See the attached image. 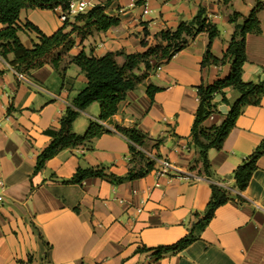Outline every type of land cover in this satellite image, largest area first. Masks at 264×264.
Here are the masks:
<instances>
[{
	"label": "crops",
	"instance_id": "0c3cea01",
	"mask_svg": "<svg viewBox=\"0 0 264 264\" xmlns=\"http://www.w3.org/2000/svg\"><path fill=\"white\" fill-rule=\"evenodd\" d=\"M87 1L92 3L88 9L105 6L106 13L119 17L120 23L86 37L73 34L75 45L57 68L45 63L19 79L16 69L0 56V181L4 183L0 264H264V154L241 194L243 201L233 198L220 206L199 238L183 250L161 257L154 254L153 248L176 243L188 233L194 213L204 212L212 194L210 181L189 170L198 157L190 136L199 105L197 86L227 76L231 62L202 66L209 42L206 32L159 65V70L158 60L151 58L157 67L127 93L110 121L103 122L111 132L95 138L91 149H64L34 174L37 156L51 141L44 131L60 127L67 107L87 85L81 68L70 62L75 55L82 50L96 57L119 53L116 61L123 65L126 54L155 46L161 31L175 30L203 8L219 30L211 52L221 58L235 29L231 15L247 16L259 4L260 30L246 37L242 70L244 82L257 83L264 80V0ZM59 15L58 8L23 9L20 21H30L52 35L66 23ZM19 38L28 48L38 41L37 34L27 29ZM138 71L140 75L146 70L141 66ZM151 83L161 88L153 98L147 93ZM239 95L233 87L217 93L216 111L204 126L221 124ZM95 103L79 110L74 133L82 135L91 120L100 121ZM116 126L136 127L147 135L142 159L133 158L130 141ZM263 137L264 94L260 104L244 108L222 148L209 151L213 170L219 177H229ZM149 154L169 160L183 173L157 175L155 162L143 176L119 183L101 177L87 178L82 184L64 183L79 167L87 166H106L108 172L126 176L131 169L145 167Z\"/></svg>",
	"mask_w": 264,
	"mask_h": 264
},
{
	"label": "trees",
	"instance_id": "16d2710c",
	"mask_svg": "<svg viewBox=\"0 0 264 264\" xmlns=\"http://www.w3.org/2000/svg\"><path fill=\"white\" fill-rule=\"evenodd\" d=\"M58 7L67 8V0H0V56L17 71L31 75V70L43 66L45 63L59 66L62 54L68 52L75 45L73 34L83 36L93 30L106 31L120 23L119 17L106 13V7L97 5L84 13L75 16L73 24L66 22L62 28L52 35L43 33L30 21L22 23L20 13L23 9H48ZM259 4L244 16L234 12L230 21L235 25L234 32L227 49L221 58L215 57L212 52V43L219 35V30L213 24L205 10L200 8L197 15L190 21L181 22L175 30H163L158 35L159 42L149 47L144 52L126 54V61L120 65L116 61L119 53H107L96 57L81 51L71 59L85 74L87 85L76 95L60 120L59 128H48L44 132L51 137L49 145L37 156L34 174L40 172L47 161L56 156L60 151L68 148L86 147L91 149L92 141L111 130L101 122H108L118 111L120 102L126 99L127 93L136 89L145 80L152 68L168 62L172 57L196 38L200 33L208 34L209 42L202 60V66L214 64L222 65L231 62L230 71L224 78H219L213 83H201L197 86L199 99L198 109L195 113L191 129V144L198 150V157L192 163L189 170L197 171L199 176H204L210 181L211 198L203 213H194V222L188 233L176 243L160 245L153 248L156 257L167 253H177L199 238V233L209 224L215 211L233 198L243 201L242 192L247 188L252 174L257 169L258 159L264 154V137L260 144L250 153L229 177H219L213 170L208 153L211 149H221L224 141L235 127L237 118L242 114L247 105H258L264 94V80L257 83L244 82L242 80L243 66L246 57V37L249 33H257L260 30V22L257 18ZM71 26L68 31L67 28ZM30 30L37 34L38 41L32 47H25L19 33ZM62 49V52H58ZM10 55L12 58H10ZM151 58L158 60L157 66H152ZM143 66L145 72L138 75L136 70ZM65 70V69H62ZM233 87L238 90L239 97L231 105L226 118L219 125L204 126V121L216 111L214 96L222 93L224 89ZM161 88L152 83L147 87V93L151 98ZM97 102L100 105L99 122L91 120L87 131L80 135L72 131V124L79 114V110L85 109L90 104ZM120 132L130 141V151L133 158H143V148L147 135L136 127L125 128L116 126ZM161 141H159L160 143ZM133 159V160H134ZM155 161L147 160L145 167L137 172L130 170L126 176H117L108 172L106 166L79 167L76 173L68 180L67 184H82L90 177L108 178L115 183L126 179H135L143 176L154 168ZM233 180V183L231 181ZM34 187V185H32ZM236 190L234 192L233 190ZM142 250H152L144 247Z\"/></svg>",
	"mask_w": 264,
	"mask_h": 264
},
{
	"label": "built area",
	"instance_id": "2783aa9c",
	"mask_svg": "<svg viewBox=\"0 0 264 264\" xmlns=\"http://www.w3.org/2000/svg\"><path fill=\"white\" fill-rule=\"evenodd\" d=\"M91 2L87 0H67V8L62 9L61 7H58L60 10V16L59 18L62 21H66L70 15L74 14H79V13H84L88 10V8L91 6ZM147 10V7H145V11ZM161 67L158 66L157 70H159ZM17 73V72H16ZM19 79H24V74L18 73ZM103 125H105L103 122H101ZM143 153H146L144 148H139ZM151 158V160L155 161L158 163V168L156 169V174L157 175H167V176H172L174 175H181L183 172L175 169L171 162L167 159H158L156 157H153V155L148 156ZM3 181H0V186L3 187ZM236 192V190H233ZM2 200V196H0V201ZM120 202H123L122 200ZM140 211V209H138Z\"/></svg>",
	"mask_w": 264,
	"mask_h": 264
},
{
	"label": "rangeland",
	"instance_id": "374dc122",
	"mask_svg": "<svg viewBox=\"0 0 264 264\" xmlns=\"http://www.w3.org/2000/svg\"><path fill=\"white\" fill-rule=\"evenodd\" d=\"M59 16H60V15H59ZM75 16H76V14H74V15H70V16H69V17H71L70 20H69V21H70L69 23L73 24V23L75 22ZM68 19H69V18H68ZM63 22H67V21H63ZM87 35H88V34H87ZM87 35H85V36H83V37H86ZM62 51H63L62 49H59V50H58V52H62ZM67 53H68V52H64V53L62 54V56H63V57L66 56ZM63 57H62V58H63ZM62 68H63V67H62ZM15 72H17V73H16L17 76H18V73L25 74V73L22 72V71H17V70H15ZM137 72H140V71L137 70ZM137 74H138V73H137ZM140 75H143V74H140ZM24 76H25V75H24ZM18 78H19V77H18ZM152 80H153V79H152ZM94 105L98 108V112L100 113V105H99V103L96 102Z\"/></svg>",
	"mask_w": 264,
	"mask_h": 264
}]
</instances>
